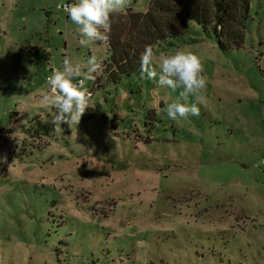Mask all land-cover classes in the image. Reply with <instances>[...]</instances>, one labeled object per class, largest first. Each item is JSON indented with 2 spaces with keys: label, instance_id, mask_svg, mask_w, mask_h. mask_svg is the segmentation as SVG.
<instances>
[{
  "label": "rangeland",
  "instance_id": "rangeland-1",
  "mask_svg": "<svg viewBox=\"0 0 264 264\" xmlns=\"http://www.w3.org/2000/svg\"><path fill=\"white\" fill-rule=\"evenodd\" d=\"M68 1L0 0V264H264V0L241 48L192 21L155 45L157 71L161 54L200 59L198 116L170 120L181 89L140 69L95 87L101 68L78 125L57 130L47 77L109 57L104 41L78 44Z\"/></svg>",
  "mask_w": 264,
  "mask_h": 264
},
{
  "label": "clouds",
  "instance_id": "clouds-1",
  "mask_svg": "<svg viewBox=\"0 0 264 264\" xmlns=\"http://www.w3.org/2000/svg\"><path fill=\"white\" fill-rule=\"evenodd\" d=\"M128 3L130 0H73L62 7L68 19L76 26L78 44L86 47L95 41L107 39L104 33L110 30L111 15L123 10ZM139 59L140 72L144 79H156L160 87L173 92L181 89L178 97L164 109L170 120L199 115L197 104L201 97L197 94L206 88V79L202 75V63L196 55L181 50L170 55L161 54L158 71L153 68L151 47L146 46ZM101 67L94 56L87 59L83 68L80 63H72L66 58L62 67L47 77V86L52 94L42 92L40 104L55 110L52 123L57 126V130H61L62 123L78 125L89 108L85 80L94 79L92 74L101 70ZM190 96L195 97V102L188 103Z\"/></svg>",
  "mask_w": 264,
  "mask_h": 264
},
{
  "label": "trees",
  "instance_id": "trees-1",
  "mask_svg": "<svg viewBox=\"0 0 264 264\" xmlns=\"http://www.w3.org/2000/svg\"><path fill=\"white\" fill-rule=\"evenodd\" d=\"M251 0H149L144 12L131 8L110 17V30L104 33L109 57L101 63L102 73L95 87L117 83L140 69V56L146 46L155 45L185 32L187 21L212 35L222 51L241 48L250 18ZM103 31V30H101ZM101 42V41H97ZM54 125L47 126V132Z\"/></svg>",
  "mask_w": 264,
  "mask_h": 264
},
{
  "label": "built area",
  "instance_id": "built-area-1",
  "mask_svg": "<svg viewBox=\"0 0 264 264\" xmlns=\"http://www.w3.org/2000/svg\"><path fill=\"white\" fill-rule=\"evenodd\" d=\"M66 4H70L69 1H68L67 3H65V4H59V5H57V10H60V11L64 12L62 6H63V5H66ZM64 13H65V12H64ZM65 14H66V13H65ZM66 16H67V15H66ZM77 82H78V81H77ZM262 161H264V159H262L261 162H262ZM261 162H260L258 165H255L254 167H255V168H259V169H261V170L264 171V163H261Z\"/></svg>",
  "mask_w": 264,
  "mask_h": 264
}]
</instances>
